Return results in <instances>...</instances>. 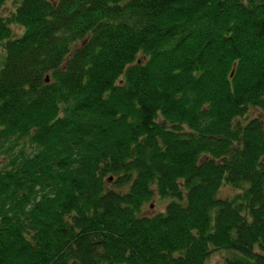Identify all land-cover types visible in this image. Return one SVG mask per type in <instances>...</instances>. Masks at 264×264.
<instances>
[{
  "label": "trees",
  "instance_id": "16d2710c",
  "mask_svg": "<svg viewBox=\"0 0 264 264\" xmlns=\"http://www.w3.org/2000/svg\"><path fill=\"white\" fill-rule=\"evenodd\" d=\"M8 1L0 264H264V0Z\"/></svg>",
  "mask_w": 264,
  "mask_h": 264
},
{
  "label": "rangeland",
  "instance_id": "374dc122",
  "mask_svg": "<svg viewBox=\"0 0 264 264\" xmlns=\"http://www.w3.org/2000/svg\"><path fill=\"white\" fill-rule=\"evenodd\" d=\"M7 10H9L10 8L14 7V1L10 0L7 3ZM18 32H20L22 29L21 28H15ZM167 202V199H159V198H155L153 200V205L150 206L148 205L146 207V212L147 213H158L160 211H163L165 208V203ZM152 203V202H151ZM226 255H228L225 251H215L213 252V254L210 256V258L207 261V264H226L225 262V257Z\"/></svg>",
  "mask_w": 264,
  "mask_h": 264
}]
</instances>
